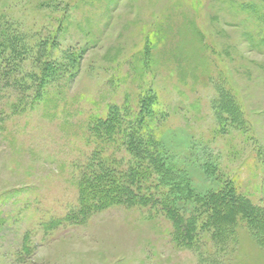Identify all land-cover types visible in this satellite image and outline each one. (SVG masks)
<instances>
[{
    "label": "rangeland",
    "instance_id": "1",
    "mask_svg": "<svg viewBox=\"0 0 264 264\" xmlns=\"http://www.w3.org/2000/svg\"><path fill=\"white\" fill-rule=\"evenodd\" d=\"M58 24L60 51L84 49L78 72L33 109L0 98V264H264L262 236L246 226L223 245L204 235L182 247L145 208L114 205L46 228L76 206L75 166L94 148L89 116L134 108L146 93L178 180L204 195L221 175L263 202L264 0H0L8 51L18 42L29 57ZM179 197L180 209L195 206Z\"/></svg>",
    "mask_w": 264,
    "mask_h": 264
},
{
    "label": "trees",
    "instance_id": "2",
    "mask_svg": "<svg viewBox=\"0 0 264 264\" xmlns=\"http://www.w3.org/2000/svg\"><path fill=\"white\" fill-rule=\"evenodd\" d=\"M59 28L60 24L27 58L22 49L18 54V42L12 51L0 42V98H7L14 112L49 101L51 87L78 72L84 49L60 51L56 41ZM26 60L31 61L28 70L22 67ZM142 62L147 66L149 58L145 55ZM157 103L156 95L146 93L134 108L127 103L111 104L105 113L89 116L87 134L94 148L75 166L76 206L65 216L49 221L46 228L83 224L96 212L124 205L145 208L148 214L165 218L171 224V240L178 246H194L204 235L223 245L242 226L262 236L264 242V200L254 204L231 178L221 175H217L215 189L195 194L187 183L178 180L174 174L177 170L166 165L158 132L161 125L154 123L162 114ZM233 105L232 101L225 104L226 113L236 122L239 113ZM211 171L215 173L216 168ZM178 196L192 200L195 206L188 211L180 209Z\"/></svg>",
    "mask_w": 264,
    "mask_h": 264
}]
</instances>
